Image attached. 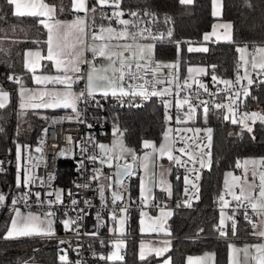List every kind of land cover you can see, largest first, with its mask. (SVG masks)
I'll list each match as a JSON object with an SVG mask.
<instances>
[{"label": "trees", "instance_id": "1", "mask_svg": "<svg viewBox=\"0 0 264 264\" xmlns=\"http://www.w3.org/2000/svg\"><path fill=\"white\" fill-rule=\"evenodd\" d=\"M58 16H74L70 7ZM153 8L166 12L172 21L171 36L164 42L154 43V55L159 59L174 58L179 53L180 75L185 77L192 65H201L206 70L202 78L213 81L215 75L220 79L235 81L238 65L237 49L246 45L249 48L264 46V0H222V16L232 24L230 41H204L203 35L209 31L214 21L211 13V0H194L192 4H181L180 0H122L121 8ZM58 9V4H57ZM47 29L38 23L37 17H17L12 9L0 0V86L10 93L8 106L0 110V157L13 158L17 145L26 146L34 143L39 128L49 119L38 110H26L19 113L17 109V91L19 86L8 80L9 75L20 77L24 85L31 84V74L24 68V51L27 48L41 47L45 51ZM38 42V43H36ZM204 44L207 52H189L191 45ZM215 66V69L212 66ZM240 71V69H239ZM244 108L248 113H264V83L257 81L250 88ZM103 107L91 106L93 121L104 122L106 133L104 140L110 138L113 124H118L123 133L125 144L137 153L146 148L143 141L158 144L167 126L166 105L156 97L144 101L128 98L123 104L114 100L100 98ZM138 104V107L132 106ZM202 110H198L195 121L200 123ZM22 114V121L19 120ZM224 109L209 110L205 124L212 129V152L210 167L203 174L199 197L191 208L175 206L183 196L184 177H177L174 170L170 173L171 195L157 190L155 199L162 198L175 206V211L168 220V228L174 238L169 250L160 256L150 254L145 260L139 258L138 235L139 220L131 211L127 222V240L125 256L122 261L101 259L110 250L107 241H91L88 258L91 264H185L187 255H196L204 251L215 252V264H228L229 239L219 236L215 230L219 223V213L211 208L212 198L222 193L224 172L237 171V163L245 158L264 157V124L259 120L251 123L253 132L242 130V125L225 120ZM46 117V119H45ZM118 118V119H115ZM25 124V127L22 125ZM254 137V138H253ZM177 153V152H176ZM72 163L62 160L59 163L61 181L69 183L72 175ZM131 182V202L139 200V175L129 176ZM15 182L14 169L0 177V186L7 193ZM12 216L10 208L0 211V264H26L40 262L44 264H62L59 260L63 248L58 238L22 237L4 239L6 229ZM64 213L55 215V227L58 234L63 233L61 220ZM253 228L247 221L237 223L236 234H232L231 222L228 224L227 236L253 237ZM69 251V248H68Z\"/></svg>", "mask_w": 264, "mask_h": 264}, {"label": "snow or ice", "instance_id": "2", "mask_svg": "<svg viewBox=\"0 0 264 264\" xmlns=\"http://www.w3.org/2000/svg\"><path fill=\"white\" fill-rule=\"evenodd\" d=\"M6 5H8L12 9V15L17 17H37L38 23L47 29L48 38L45 42L47 45L46 53H42V51H32L27 50L25 52V56L27 57L25 61V67L28 73L31 74V79L38 86L37 89H31L25 87L22 83L20 77H16L14 75H9L8 80L12 81L14 84L19 86V108L21 110L31 109V110H39V109H56V108H65L71 109L74 116L66 117L67 119H76L80 123H85L83 119H81L83 113L79 110L78 105L84 104L85 106L89 104H95L96 107H103L97 101V96L99 95L101 98H107L109 96L115 97L121 105L124 102V98H135L142 97L144 99H148L150 97L156 96L164 98L166 96H172L173 92L169 88H162L157 90V85H163L166 82L171 83V79L169 77H159L156 73L159 72L161 67L166 68H178L179 62L177 61L175 64H163L156 62L152 58V52L154 45L152 43H140L142 40H148L149 38L155 39L156 37L152 36L151 30L148 27H141L143 21L140 19V13L137 11L128 10L125 12L121 8L122 0H95V2L89 5L88 0H71V10L76 13H84L83 16L77 15L73 21L64 22L59 20H54V13L56 11L55 6L48 5L44 3V0H5ZM181 4H192L194 0H180ZM105 8H110L112 11L110 13L105 12ZM99 10V16L101 20H108L109 24L105 26L104 24L99 25V30L97 31L96 24V14ZM91 14V17H89ZM136 18L135 20L123 19L125 15ZM145 16L155 17V13L145 12ZM213 15H219V12H213ZM44 17H47L48 20H54L53 23H49L48 20H45ZM169 18H165V23H167ZM118 22L121 26L119 29L112 26V21ZM222 28L230 29L232 27L231 24H223ZM91 29V31H89ZM132 29H136L133 31ZM171 36V32L168 33ZM215 28L211 34H205L203 37L204 41H208L212 39V36H215ZM162 36V34H161ZM226 39H231L230 36H227ZM130 40V42H128ZM123 41V42H122ZM38 43V42H36ZM189 52L198 51V52H207V47L200 48H188ZM237 51L241 53L239 60L242 61L241 64L237 65V75H236V85L240 84L241 80L247 81V86L244 87L243 96L247 98L250 95V87L253 85L254 80L249 75L247 70H245V74L243 77L239 75V69L244 65H247L249 61L245 58L244 53L247 51V46L238 48ZM257 53L264 55V47H259L255 50ZM85 52H90L92 54V59L89 60L85 57ZM98 59L108 61L107 67H98L95 61ZM42 61L52 62V67L50 72H55V74H37L38 69L42 67L47 68L48 65H42ZM82 65H88L89 71L87 74L82 73ZM251 67L253 70L260 69L264 72V62L257 64L255 62V56H253V61L251 63ZM215 69V66H212ZM189 73L193 71V69H188ZM200 73H205L206 70L204 68H200L197 70ZM149 74L152 75L151 79H148ZM173 79H179L178 76L172 77ZM213 81H217V77L213 75L211 77ZM80 80H86V87L79 92L73 90V85L77 84ZM199 88L203 89L205 92L208 91L207 86L203 83H199L197 81ZM219 83L224 84L231 90L235 85H233L232 80L220 79ZM264 83V80L261 81ZM48 85H52L53 87L49 88ZM184 85L191 88L192 86L188 84L187 80L184 81ZM61 86V87H56ZM146 86H151L152 90L148 91ZM178 87H182L178 85ZM221 91H224L223 89ZM211 94V93H210ZM214 95V94H211ZM175 96L179 97L180 92H175ZM240 98V93H236L235 97H228L229 103H216L214 107L216 109H226L229 113H234V108L232 107V103L235 99ZM198 99V93H197ZM10 102V93L6 91L3 86H0V109H4L8 106ZM166 107H171V101H164ZM187 105V110L182 114H177L176 122L177 123H185L187 120H191L196 113V109L202 107V117L205 122L208 119L209 107L206 101H200L198 104H194L189 96H185L182 99H178L176 101V106L179 109H184ZM132 106L138 107V104H134ZM225 120H228L229 117L225 115L223 117ZM46 119V117H45ZM118 119V118H115ZM167 119L171 121L173 119L172 116H167ZM250 120L252 124H255L257 120H259L262 124H264V115L259 113H245L244 119L239 121V123L243 124V129L247 132H253V127L251 124L246 121ZM231 123L237 124L238 121L236 119H231ZM89 128L93 127L92 124L87 125ZM2 131V129H0ZM177 133L181 130L176 129ZM185 131L192 132L193 129L188 128ZM197 133L201 131V129H195ZM205 131L209 134L208 140H211V132L212 129L208 128ZM47 129H45V133ZM173 132L172 128H168L164 133V139L166 143H163L157 147L155 143L150 141H143L144 148H150L152 153L158 154L159 157L167 156L169 161H173L176 165L180 167H185V162L181 160L179 156H174L173 152L179 151L181 154L188 155L190 160H194L196 163L200 165L201 168L205 167L203 158H197L192 156L190 152L186 151L185 147H180L178 150L175 149V142L168 143L170 139V133ZM119 133V136L116 134ZM113 135L116 136V139L113 140L111 145L94 142L93 146L100 150L99 155H89L87 159L91 160L95 163L99 160L101 165H107L108 168H112L113 161H119L121 159H125V153L131 156L133 162L136 161L137 156L134 149L128 148L123 144L121 137L123 133L121 132L118 124H113ZM254 138V137H253ZM71 140V137H68ZM91 139V138H90ZM183 139V137H182ZM43 144V140L41 141ZM28 146L17 145L16 149V161H17V169L18 174L16 177V186L19 188L21 186L28 187L29 192H26L23 196L18 199H13L11 201L12 212L14 213L10 226L7 227L4 239H18L21 237H48L51 238L55 236L54 230V218L56 213L52 211V207L55 204L63 203L60 192L55 194V199H49L46 201L49 211L43 213V215H37L32 212L23 213L20 208L15 207L17 204L21 202H26L29 198L30 186L36 183L43 184L44 181L39 177L35 176L34 169L36 167L35 164H32V170L27 169L21 163L23 160V149H27ZM199 148V145H197ZM36 152H42V147H37L35 149ZM82 151H86V149H82ZM59 155H64V152L59 153ZM149 153H145L144 160L147 161L149 159ZM209 155V167H210V153ZM43 157H41V160ZM29 162H31V156L28 157ZM245 165L249 163V161L244 162ZM255 164V161H252ZM264 164V161H261ZM4 164V161H0V166ZM145 169H147L148 165L145 163L143 165ZM236 167H241L239 163H237ZM80 168H84V161H80ZM4 169L0 167V171ZM23 171L25 174L21 176L20 172ZM79 171V169H78ZM195 174V179H199V174L196 172L195 168L189 170ZM247 168L244 169V180L241 183L240 177H233L234 187L239 188V192L232 190L229 186L227 179L224 182V189L228 195L231 196L233 201H236V209H243L244 219L249 223V225L253 228H257V224L253 221L252 217L248 214V209H251L252 212L257 215L264 217V172H260L259 174V184H255V177L257 175L255 169L252 171L253 181L248 182L247 180ZM91 180H99L101 176L104 177L105 180L109 181L108 187H112V179L113 176L111 174H105L102 168H94L92 170ZM133 175V167L132 164L125 162L124 164L117 163L116 164V172L115 177L117 182L120 183L121 187H124L123 181L125 177H129ZM227 176H232L231 172L226 174ZM164 173L161 172V179L159 184L162 186L161 190L166 192L168 195H171V185L167 184V182L163 179ZM51 179V176L49 177ZM185 185L192 184L193 189H196V184L193 180H190L188 176L184 177ZM166 185V186H165ZM246 185V187H245ZM77 187L90 188L91 185L89 183L83 185H77ZM141 197L143 200H147L149 197L145 196V192L151 193V188H147L144 184H141ZM61 192L63 190H60ZM100 196L101 199H104L105 186L103 184L100 185ZM185 193L188 192V188L185 187ZM48 195H53L49 193ZM69 196L72 194L69 192ZM35 196L37 197L38 204H44L45 201L41 200V193L36 192ZM112 203L115 204L117 201H122L124 199V195L120 192L113 191L111 193ZM198 198V197H197ZM222 205V208L228 207L229 201L225 199V194H221L217 198ZM8 200V197L0 192V207H3ZM72 205H77L79 201L76 199H72ZM85 204H90V201L85 200ZM157 206V205H154ZM189 206H191L189 204ZM72 211H76L75 208ZM80 212H83L84 209H79ZM121 212H126L127 208L121 207ZM142 215H146V213H142ZM171 212L165 213L161 210V217L170 216ZM65 219L61 221L65 230L76 231L77 235H79L78 224L82 217L77 216L75 219L68 217L67 212L65 213ZM99 219V216L97 217ZM112 220L116 221L118 219L115 212L112 213ZM231 221V230L232 234L235 235L237 231V220L235 219V210L232 215H226L223 211H221L219 225L221 227L218 228L219 234L221 236H226L228 233L224 230L226 226L225 221ZM163 219H160L161 227L159 229L152 228V231H163ZM119 223V232L123 234L124 232V218L118 219ZM144 221L141 220V224ZM76 225L77 227H73ZM141 231H144L142 228ZM87 234V233H86ZM90 235H97V233L93 232ZM253 235L264 239V230L259 232H253ZM61 244L68 243L67 241H60ZM104 242L101 241V244ZM124 241L117 240L114 241V251L107 257L101 256V259H107L112 261H121L123 260V256L120 255V249L122 248ZM232 250L237 251L235 245L230 246ZM249 247H253L256 249L258 255L255 256L257 264H264V243H259L255 245L245 246L242 250L245 254L248 251ZM169 249L167 247L151 249V252H154L156 256L162 255L164 252H167ZM211 257V254H206ZM140 260H145V252L144 245H141V250L139 254ZM59 260L62 264H71L68 261V257L66 254H62L59 256ZM193 258L189 257V264H192ZM79 264V262H77ZM165 264H170V260H166ZM197 264H201V261L198 259ZM235 264V262H233Z\"/></svg>", "mask_w": 264, "mask_h": 264}, {"label": "built area", "instance_id": "3", "mask_svg": "<svg viewBox=\"0 0 264 264\" xmlns=\"http://www.w3.org/2000/svg\"><path fill=\"white\" fill-rule=\"evenodd\" d=\"M89 5H91V3H89ZM123 10H125V12H127L128 10L139 12L140 19L143 21L141 27L150 28L152 36L156 37L155 39L149 38L148 40H142L143 42L159 43L164 42L170 37L168 33L169 31H172L173 25L170 15L166 12H162L158 9L153 8L133 9L129 7ZM111 11L112 9L105 8V12L110 13ZM145 12L155 13V17L145 16ZM89 17H91V14H89ZM166 17L169 18L167 23H165ZM122 18L128 20L136 19L134 17L128 16L127 14ZM96 24L97 31L99 30L100 24H104L105 26L109 24L108 20H101L99 16V10L96 14ZM112 26L117 29L121 27L118 22L114 20L112 21ZM132 30L135 31L136 29ZM89 31H91V29H89ZM90 57L92 58V54ZM156 75L159 77H170L169 68H163L160 72L156 73ZM250 76L254 80L253 84H255L257 81L264 80V74L259 72L257 69H252V73ZM147 78L151 79L152 75L149 74V77ZM175 80L176 79H174L171 83L166 82L163 85L156 86L157 90L169 87V89L173 92L172 96H166L164 98L156 96L153 97L158 98L162 102H164L165 100L172 102L171 107H166V115H170L173 117L171 121H167V127L173 129L171 137L172 142H175V149L178 150L180 147L186 146V151L190 152L192 156L197 158H203L205 164V167L203 168H201L200 165L194 160H190L188 155L181 154L179 151L176 152L181 158V160L185 162V167H180L172 161V167L177 177L188 176V178L190 180H193L196 184V189H193L192 184H188V192H184L183 196L177 200L178 206H182L184 208H191L193 206L192 204L194 203V201H196L197 197H199V189L202 177L208 167L207 154H211L212 152V141L210 140L209 142V134L205 131V129H208L209 127L205 123H197L194 119L197 111L202 110V107L196 109V113L191 120H187L185 123H177V114H182L184 111H186L187 105L184 109H179L176 106V101L178 99L184 98L185 96H189L194 104H198L200 101H206L208 103L209 110H212L216 109L214 107V104H228V97H235L236 93H240V98L235 99L232 103V107L235 110L234 113H229L226 109H224V113L229 117L228 120L230 122L231 119L234 118L238 121L237 125L243 126V124L239 123V121L244 119L245 113H248L244 108L246 98L243 96L244 87L247 86V81L242 80L240 81L239 85H236V81H234L233 85H235V87L229 90L226 85L215 81L206 82L204 80L201 82L198 81V78H196V81L193 82H189L188 78H183L178 81ZM185 80H187L188 84L192 86L191 88L184 85ZM197 81L199 83L205 84L207 86L208 91L205 92L203 89H200ZM178 85L182 87H178ZM146 87L148 91L152 90L151 86ZM83 89H85L84 81H81L79 91ZM222 89L224 91H221ZM177 91L180 92L179 97L175 96V92ZM210 93L214 95H211ZM98 98L99 97L97 96L96 99L98 100ZM109 98L113 99L115 104H121L115 97L109 96ZM127 99V97L124 98V101ZM134 100L140 102L146 99L142 97H135ZM93 105L95 104H89L87 106H85L84 104L78 105L79 110H81L83 113L81 119H83L85 123H80L76 119H67L66 117L69 116L62 112L51 114L49 119L39 128L38 132L36 133L34 143L31 145H26L28 146V148L23 149V160L21 161L24 167L30 170H32V164H35L36 167L33 170L35 176L43 180L44 183H36L31 185L28 200L26 202H21L17 204L15 207H18L22 210L36 211L40 214H43L44 212L50 210L46 201L49 199L54 200L55 194L60 192L63 203L53 205L51 210L54 211L56 214H65L67 212L68 217H71L73 219H75L77 216L82 217L78 224V231L80 234L77 235L76 231L72 230H68L66 233L69 239H71L70 245L68 247V261L71 262V264H77V262H79V264H91L88 258V251L90 248L91 241H101L106 237L105 231L108 226V220L112 217L113 212L117 214L120 211L121 207L126 206L127 216L130 215L131 211H134L137 216H141L146 208L144 202L140 199L138 201L131 202V182L129 177L124 178V187H121L120 183L115 182V161H113L112 168H108L107 165H101L99 160L93 163L91 160L87 159V156L89 155L100 154V150L94 147L93 143H103L104 136L106 133V126L104 122L92 120L91 106ZM246 122L251 124L250 120H247ZM88 124H92L93 127L89 128L87 126ZM188 128L193 129V131H185ZM197 128L201 129L199 133L195 131V129ZM45 129H47L46 133ZM176 129H180L181 131L177 133L175 131ZM68 137H71V140H69ZM42 140L43 144H41ZM197 145H199V148H197ZM35 147H42V152H36L34 149ZM82 149H86V151H82ZM61 152H64V155H59V153ZM29 156H31L32 158L31 162H29L28 160ZM41 157H43L42 160ZM62 160H66L72 163V175L67 185H64L61 181L59 163ZM82 160L84 161V168L81 169L80 161ZM0 161H4V164L0 166L4 169L3 171H0V177L5 176L11 168L14 169L15 173V182L11 186V190L7 191L6 193L4 188L0 186V192L4 193L8 197L6 204L3 207H0L1 211L4 208L12 209L11 201L13 199H18L19 197L23 196L26 192H29V188L24 186L18 188L16 186V177L18 174L16 157H14V159L0 157ZM94 168H102L105 174H110L111 170L114 172L113 182L115 188L113 187L112 189L124 195V199L122 201H117L115 204L112 203V192L107 190L106 183L108 181L105 180L103 176H101L99 180H91V176L93 174L92 170ZM193 168H195L196 172H198L199 174L198 180L195 179V174L192 171H189ZM20 174L21 176H23L25 173L21 171ZM50 176L51 179H49ZM86 183H89L91 187H77V185H83ZM101 184L105 186L104 199H101L100 196L99 189ZM60 190L63 191L61 192ZM234 191L238 193L239 188H235ZM36 192L41 193L40 199L45 201L44 204H38L36 202ZM69 192L72 194L71 196L68 195ZM49 193H52L53 195H48ZM222 193L217 194L212 198L211 208L217 211L218 213H221V211H223L226 215H232L233 211L235 210V219L237 220V222L240 220L246 221L243 216L244 210L236 209V201H233L231 196L227 193L223 194H225V199L228 200L230 203L228 207L222 208L221 202L217 199L218 196ZM72 199H76L77 201H79V203L75 206L72 205ZM85 200L90 201V204H85ZM189 204L191 206H189ZM165 205L166 201L162 198H159L154 199L148 207L156 209ZM73 208H75L76 211H72ZM79 209H84V211L80 212ZM248 214L252 217L253 221H255L258 217L252 212L251 209H248ZM98 216L99 219L97 218ZM225 224L227 227H225L224 230L228 231V223ZM73 227L75 228L77 226L73 225ZM219 227L221 226L218 223L215 227V230L217 234L221 236L218 231ZM93 232L97 233V235H90ZM222 237L228 239H241V237L227 235ZM123 255H125V253H123Z\"/></svg>", "mask_w": 264, "mask_h": 264}, {"label": "crops", "instance_id": "4", "mask_svg": "<svg viewBox=\"0 0 264 264\" xmlns=\"http://www.w3.org/2000/svg\"><path fill=\"white\" fill-rule=\"evenodd\" d=\"M94 2H95V0H88V3L93 4ZM44 3H46L48 5L55 6L56 11L54 13V20H59V21H64V22H70V21H73L76 18L77 15H80V16H83L84 15V13H82V12L81 13H76V12H74V11L71 10V7H70L71 0H44ZM67 3H69L68 6L70 7V11L73 12V13H75L76 15L70 16V17H66V16L61 17V16H58L57 13H64L65 12V10H66L65 8L67 7ZM57 4H58V9H57ZM216 11L219 12V15H213V12H216ZM211 13H212V16L215 19H214V21H213V23H212L211 28L209 29V31L205 32L204 35L205 34H211L213 32V29L215 28L216 35L215 36H212V39H210L211 41H230L232 39V27L230 29H225V28H222L221 27V25H223V24H231L230 21L224 20V19L221 18V16H222V0H211ZM44 19L45 20H48L47 17H44ZM54 20H48V22L49 23H53ZM204 35H203V37H204ZM227 36H230L231 39H226ZM47 38H48V33H47ZM47 38H46V41H47ZM128 42H130V40ZM255 48L256 47L250 48V49L251 50H255ZM27 50H32V51L40 50V51H42V53H46L47 45L45 47V51H43L41 47L27 48L24 51V61H23V63H24L25 70H27L26 67H25V61L27 59V57L25 56V52ZM90 56H91V53L90 52H85V57L87 59L91 60L92 58ZM171 59L172 58H170V59L169 58L159 59V58H156L155 57L154 60L156 62H158V61L168 62V61H171ZM41 63H42V65H45V64L48 65V67L47 68L42 67L41 69H38L37 74H41V73H45V74H55L54 71L53 72H50V69L52 67V62L42 61ZM238 64H241L240 61H238ZM86 66L87 65H82V73L83 74H84V70H85ZM164 68H166V67H164ZM161 70H162V68L159 70V72ZM169 72H170V77L169 78L172 80L173 78L171 76V70H170V68H169ZM174 72H175V69H174ZM174 76H178L179 77V80L185 78V77H182L181 75H177V73H174ZM176 80L178 81V79H176ZM81 81H84V86L86 87V80H80L77 84L73 85V90L74 91L79 92V87H80ZM235 81H236V77H235ZM25 87H28V88H31V89H34L35 90L38 87H42V86L36 85L34 83V81L31 79V84L30 85H25ZM48 87L51 88L53 86L52 85H48ZM56 87H61V86H56ZM167 88H169V87H167ZM18 93H19V88H18V91H17V109H18L19 113H23L26 110H31V109L21 110L19 108V94ZM38 111H40L41 113H43L45 115H51L53 113L62 112L64 114L68 115V116H74V113H72L71 109H65V108L39 109ZM174 152L176 153V151H174ZM246 161H249V159L246 160ZM249 163H251V162H249ZM249 163H248V165H249ZM262 165H263L262 170L264 171V164H262ZM172 171H173V167H172V162H171L170 165H169V170H168V172L166 174V177L169 180V184H170V173ZM185 187H187V185H185ZM157 190L162 191L161 189H159V187L158 188L155 187V189H154V199H155V195H156ZM164 193L167 194L166 192H164ZM177 205L178 204L176 203L175 206H177ZM175 206H173L170 203H166L165 206L158 207L156 209L149 208L148 206H146V208H145V210L143 212V213H146V215L138 216L139 217L138 218V220H139L138 230L139 231H138V235L136 237L138 238V241H139V254H140V250H141V245L144 244V243H146V241H154V242H156V245L157 246L155 248H163V247L169 248L170 242L174 238V236L172 235L170 229L168 228V220L171 218L172 214L174 213L175 208H176ZM161 210H163L165 213L171 212V215L170 216L161 217ZM21 211L23 213L32 212V213H35L37 215H41V216L43 215V214H40V213H38L36 211H28V210H22V209H21ZM13 215H14V213L12 212L11 219H12ZM116 215H117L118 219L119 218H124V220H125L123 234H121L119 232V227L120 226H119V223H118V219L116 221H113L110 218L108 220L109 221L108 222V226H107V229L105 231L106 237L103 240H101V241H103V242L104 241H107V243L111 247L110 250L108 251V253L104 257L109 256L111 254V252L115 250L114 249V241H117V240L124 241V244H123L122 248L120 249V255L123 256V259H124V256L125 255H123V253H125V248H126L127 240L130 237H132L131 235H129L127 233V222L129 220V216H127L126 212H121V211H119ZM219 216H220V213H219ZM260 217L261 216H258L257 219L254 222H256L258 220V218H260ZM64 218H66V217H64ZM261 218H264V217H261ZM160 219H163V221H164L163 222V225H162V227H163L164 230L163 231H159V230L152 231L151 230L152 228L159 229L161 227V225H160ZM141 220L144 221L143 224H141ZM10 222H11V220H10ZM225 223H228L229 224L230 222H228L226 220ZM9 226H10V223H9ZM53 226H54V230H55V236H53L51 238H58L59 241H67L68 242V243H66L67 244V247L66 248H63V251H62V253L65 251L66 252V255L68 257V253H69L68 252V247H69L70 242H71V239H69V237L66 234L68 230L65 231L64 230V226H63V233L58 234L56 232V227H55V218H54V225ZM263 226H264V220H263ZM142 228L144 229V231H141ZM254 231H255V229L253 230V232ZM254 236L255 235H253V237ZM34 237H37V236H34ZM253 237L252 238H246V237L243 238V237H241V239H229L230 241H229V248H228V264H233V262H235V264H257V261L255 259V256L258 255V253L256 252V249L255 248L249 247L246 254H245L244 251H242L245 248V246H250V245H255V244L261 243V242H258L257 239H255ZM43 238H48V237H43ZM101 241H99V242H101ZM248 242H250V243H248ZM231 245H235L237 251L234 252L232 250V248L230 247ZM151 254H155V253H151ZM206 254H211V257L209 258V256H207ZM189 257L193 258L192 264H197V260L198 259L201 261V264H215L216 263V255H215V252H213L211 250H207V251H204V252H202L200 254H196V255H187L185 257V264H189V261H188V258ZM109 261H112V260H109ZM30 263L44 264V263H40V262H30ZM26 264H29V263H26Z\"/></svg>", "mask_w": 264, "mask_h": 264}, {"label": "rangeland", "instance_id": "5", "mask_svg": "<svg viewBox=\"0 0 264 264\" xmlns=\"http://www.w3.org/2000/svg\"><path fill=\"white\" fill-rule=\"evenodd\" d=\"M140 43L147 44V43H151V42L140 41ZM152 44L154 45V43H152ZM245 46L246 45H242L239 48H242V47H245ZM190 47H192V48H200V47H205V46H204V44H200V45H191ZM259 47H264V46H261V45L260 46H256L255 50L257 48H259ZM255 50H251L249 47H247V51L244 53V55H245V58L249 61V63L247 65H244L243 67L240 68L239 75L241 77L244 76L245 70H247L249 75H251V73H252L251 63L253 61V56H255V62L257 64H259L261 62H264V55L257 53ZM240 55H241V53L238 52V59H239ZM152 58L155 59L154 47H153V52H152ZM177 61L179 62V53H177L176 57L171 59V61H168V62L158 61V63H160L161 65L169 64V63L175 64ZM95 63L97 64L98 67H107L108 66V61L102 60V59H98L97 61H95ZM240 63H242V61H240ZM161 68L163 69L164 67H161ZM189 68L193 69V71L191 73H189V71H187V75L185 76V78L189 79L188 80L189 82L196 81V78H198V81H201V82L204 81V79L201 76L204 73H200V72L197 71L198 69L203 68V66H201V65H192ZM174 69H175V72H174ZM89 70H90L89 66L87 65L85 70H84V74L86 75ZM170 70H171V76L172 77L174 76V73H177V75H180V64H179L178 68H170ZM257 70L264 74V72H262L260 69H257ZM171 81H173V79ZM261 114H264V113H261ZM22 119H23L22 114H19V120L22 121ZM200 122L202 124L205 123L203 117L200 119ZM22 126L25 127V124H23ZM167 129H168V127L166 126V128L164 130V133L167 131ZM119 135H120L119 133L116 134V136H119ZM116 136L113 135V128H112L111 134H110V138L108 140H104L103 144L111 145L113 140L116 139ZM121 139L123 141V144L126 147L131 148V147H129V146H127L125 144V142L123 140V136L121 137ZM150 142H153V141H150ZM153 143H155V142H153ZM163 143H166L165 139H164V134H163V137H162L161 141L158 144L155 143V145L157 147H159V145H161ZM168 143H172L171 133H170V139H169ZM16 149H17V147H16ZM131 149H133V148H131ZM135 153H136V156H137V159H136L135 162L132 161L131 156L127 155V153H125V159H121V160L115 161V162H116V164L117 163L124 164L125 162H127V163L128 162H133V164H134L133 175H131V176H135L137 174L139 175L138 197L140 198V200H142L144 202V204L146 206H149L154 200V189H155V187H157V188L159 187V189H161V187H162L159 184V181L161 179V172L164 173L163 179L167 182V184H169V180L166 177V174H167V172L169 170V165H170V163L172 161H169L167 159V156L159 157L158 154L152 153V150L150 148H146L145 151H143L142 153H137L136 151H135ZM145 153H149L150 154L149 155V159L147 161H145L143 159ZM173 155L174 156H178V154H176L175 152H173ZM15 157H16V155H15ZM248 159H249V162H251V163H249V165L248 164L245 165L244 162L246 160H248ZM263 160H264V157L245 158V159H243V160L238 162L241 165V167H239V168L237 167L238 168L237 171H234L232 169L225 171L224 172V176H223L222 192L226 193V191L224 189V182H225L226 179H227V181L229 183V186L232 188V190H235V188H237V187L233 186L234 185L233 177H240L241 178V183H243V180H244V169L245 168H247V170H248V172H247V180H248V182H252L253 181L252 171H253V169H255V171L257 173V175L255 177V184L258 185L259 184V174H260V172H264L262 170L263 165L261 163V161H263ZM210 161H211V154H210ZM252 161H255V164H253ZM145 163L148 165L147 169H145L143 167V165ZM208 165H209V155H208ZM229 172H231L233 175L232 176H227L226 174L229 173ZM110 174L113 176L114 172L111 170ZM111 183H112V187L111 188L108 187L109 181L106 183V187H107V190H109L110 192H113V191H115V190L112 189L113 187L115 188L113 179H112ZM141 184H144L147 188H151V190H152L151 193L145 192V196L149 197L146 201L143 200L142 197H141V188H140ZM245 187H246V185H245ZM220 215H221V213H220ZM263 220H264V218L260 217L255 222L257 224V228L255 229V232H259L261 230H264ZM64 230H65V228H64ZM65 231H67V230H65ZM253 238L257 239L258 242L264 243V239H261L260 237H258L256 235ZM248 243H250V242H248ZM143 245H144V252H145V256L146 257L148 255H150L151 253H154V252L150 253L151 249H158V248H155L157 245H156V242H154V241H146V243H144ZM62 254H66V252L64 251ZM29 264H38V263H29Z\"/></svg>", "mask_w": 264, "mask_h": 264}, {"label": "water", "instance_id": "6", "mask_svg": "<svg viewBox=\"0 0 264 264\" xmlns=\"http://www.w3.org/2000/svg\"><path fill=\"white\" fill-rule=\"evenodd\" d=\"M211 141H212V139H211ZM34 149H36V147H35ZM128 163H129V164H132V167L134 166L133 162H128ZM115 172H116V167H115ZM125 178H126V177H125ZM115 182L118 183L116 177H115Z\"/></svg>", "mask_w": 264, "mask_h": 264}]
</instances>
